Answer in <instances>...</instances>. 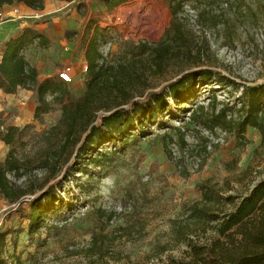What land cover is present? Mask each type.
Here are the masks:
<instances>
[{"label":"rangeland","instance_id":"374dc122","mask_svg":"<svg viewBox=\"0 0 264 264\" xmlns=\"http://www.w3.org/2000/svg\"><path fill=\"white\" fill-rule=\"evenodd\" d=\"M40 1L45 2L46 13L22 16L17 12L15 19L22 23V28H39L50 42L44 48L30 45L23 53L38 67L40 80L56 77L62 66L71 65L73 77L67 84L74 95L84 91L86 74H81L79 68L82 61L87 62L84 52L88 42L96 45L106 62L131 63L133 98L157 90L181 73L199 67H209L229 82L223 86L213 80L206 85L196 84L193 87L196 96L179 109L169 100L173 114H165L159 124H150L149 134L137 136L136 131L115 150L108 145L101 147L108 153L101 156L97 167H88V178L78 169L73 154L54 169H31L20 178L8 173L10 184L23 190L26 205L28 198L61 179L65 166L69 171L72 169L75 177L62 180L61 187L57 185L64 205L56 213L48 212L45 224L38 231L30 236L23 221L20 225L23 230L8 237L3 264H88L85 248L100 224L104 225L103 234L113 241L110 253L102 260L93 258L94 264H103V261L163 264L182 257L188 249L186 242L164 252L158 244L168 239L170 220L182 216V205L200 198L199 182L207 178L221 182L230 174L224 167L225 162L231 163L233 159H237L238 170L249 168L242 179H232L236 193H244L264 179V149L259 147L260 134L256 129L248 127L240 140L225 131L222 141L206 150L204 136L187 119L191 108L199 103L206 105L212 94L218 102L217 108L220 102L238 106L242 87L264 82V0H223L220 5L195 7L197 18L199 9L205 8L199 24L208 30L206 36L191 24L192 18L183 8L176 16L174 28L178 29L168 35L165 31L172 19L169 0ZM138 44L146 46L143 54H137ZM46 97L50 99L49 94ZM1 101L8 100H0L2 105ZM28 108L27 102L20 101L8 110L0 108V123L20 127L32 123L33 132H40L53 125L60 114L53 105L42 121L37 122ZM98 119L97 115L95 120ZM179 124L183 130L178 128ZM171 144L179 149L189 147V154L198 159L199 167L194 171L177 169L176 160L170 155ZM101 149L98 152H103ZM7 150L0 141V160ZM12 207L13 204L0 196L1 228H18L17 213L7 212ZM98 208L114 210L120 215L104 223L98 217ZM127 222L134 225L132 235L117 237L114 228ZM209 232L216 235L213 230Z\"/></svg>","mask_w":264,"mask_h":264},{"label":"trees","instance_id":"16d2710c","mask_svg":"<svg viewBox=\"0 0 264 264\" xmlns=\"http://www.w3.org/2000/svg\"><path fill=\"white\" fill-rule=\"evenodd\" d=\"M106 3L107 0H103ZM223 0H169L172 14L166 33L177 30L175 21L177 12L185 3L194 9L202 4L220 5ZM14 3H23L32 9H42L40 0H0V7ZM205 14L200 8L197 21ZM202 25V24H201ZM50 42L49 37L36 27H23L15 35L2 43L0 57V91L13 93L18 87L36 93L33 121L41 122L44 114L51 111L53 105L60 111L56 122L50 127L33 132L32 123L16 126L0 123V141L8 150L0 160V196L13 204L8 209L17 213L19 226L1 228L0 226V264L4 263V253L8 237L17 235L21 222L25 221L26 232L31 236L45 224V215L56 213L64 205V199L58 194L57 185L68 177H75L68 166L62 170L61 179L48 184L37 196L23 200V190L10 184L7 174L20 178L31 169H54L65 163L73 154L78 169L88 173V167H97L101 156L106 155L101 147L116 149L130 135L149 134V125L159 124L165 114H173L169 100L176 108L190 101L193 87L206 85L210 81L223 86L229 80L209 67L189 69L173 80L161 85L157 90H149L133 98L131 84L134 80L130 62H106L93 42H88L84 57L88 71L84 91L80 95L72 94L67 83L57 77L38 79L35 65L25 58L23 51L35 44L44 48ZM138 55L146 51L144 44L135 46ZM158 63V62H156ZM231 83V82H230ZM50 95V99L46 96ZM239 105L230 102H218L214 94L208 97L207 104H196L188 116L189 123L195 127L213 130L215 127L233 133L238 140L244 138L248 127L260 134L259 147L264 149V82L251 87H242L237 97ZM98 115V120L96 116ZM178 128L183 130L179 124ZM101 149L103 152H98ZM105 149V148H103ZM110 150V151H113ZM237 159L225 162L224 167L230 174L221 182L207 178L197 184L200 192L198 200L182 205V216L170 220L168 239L158 244L161 251L186 242L188 249L182 257L169 259L163 264H264V179L247 188L244 193H236L232 179L238 181L248 173V166L238 170ZM68 168V169H67ZM90 174H87V178ZM90 179V178H89ZM89 180H85L88 182ZM98 217L104 223L120 215L114 210L97 209ZM132 223L114 228L117 237L132 235ZM104 225L91 235L85 248V255L94 264L93 258L102 260L109 252L113 238L103 234ZM213 230L216 235L211 234ZM103 264H107L103 261Z\"/></svg>","mask_w":264,"mask_h":264},{"label":"crops","instance_id":"0c3cea01","mask_svg":"<svg viewBox=\"0 0 264 264\" xmlns=\"http://www.w3.org/2000/svg\"><path fill=\"white\" fill-rule=\"evenodd\" d=\"M44 6H45V2H43V8L40 10L32 9L24 5L23 3H14L11 5H4L0 7V52L2 49V43L22 29V23L18 22L15 19L16 13L19 12V14H21L22 16H29V15H33V12H39L40 13L39 15H42L46 13ZM62 54L64 55V52H62ZM24 56L28 60L25 54ZM36 68L38 71L37 66ZM38 79L40 80L39 77ZM2 99L8 100L7 103H3L1 101L2 105L0 104L1 105L0 108L2 109L8 110L13 105H16V102L20 101L22 104H25L27 102L29 105L28 110L33 111L36 105L37 97H36V93L33 92L32 90L23 87H18L13 93H4L0 91V100Z\"/></svg>","mask_w":264,"mask_h":264},{"label":"built area","instance_id":"2783aa9c","mask_svg":"<svg viewBox=\"0 0 264 264\" xmlns=\"http://www.w3.org/2000/svg\"><path fill=\"white\" fill-rule=\"evenodd\" d=\"M183 10L187 12V14L192 18V23L193 25L198 28L200 33L202 35L206 34L208 35V30L204 28L202 25L199 24L197 21V16L195 13V9L188 3H185L183 5ZM15 12V10H14ZM189 13H195L192 16ZM204 33V34H203ZM0 57H1V52H0ZM88 71V65L87 62H81L79 72L81 74H86ZM56 77L58 79H61L65 83H70L72 81L73 77V67L71 65H64L62 66L57 72H56ZM199 132L204 136L205 138V148L206 150H210L211 147L218 142L222 141L223 135H224V130L220 129L219 127L213 128V130H208L203 127H197ZM217 131L220 133L218 135L214 134L217 133ZM170 155L172 159L176 160L177 163V169L179 170H188V171H194L199 167L198 159L195 157L190 156L189 154V147L185 146L182 149H179L176 145L171 144L170 146Z\"/></svg>","mask_w":264,"mask_h":264},{"label":"bare ground","instance_id":"6f19581e","mask_svg":"<svg viewBox=\"0 0 264 264\" xmlns=\"http://www.w3.org/2000/svg\"><path fill=\"white\" fill-rule=\"evenodd\" d=\"M125 22H127V21H125Z\"/></svg>","mask_w":264,"mask_h":264}]
</instances>
